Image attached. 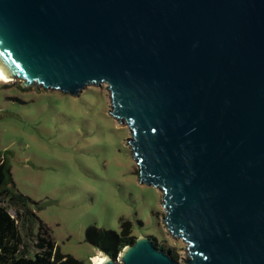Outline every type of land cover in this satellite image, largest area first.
I'll list each match as a JSON object with an SVG mask.
<instances>
[{"label": "water", "instance_id": "1", "mask_svg": "<svg viewBox=\"0 0 264 264\" xmlns=\"http://www.w3.org/2000/svg\"><path fill=\"white\" fill-rule=\"evenodd\" d=\"M0 62L25 88L108 85L185 264H264V0H0ZM104 255L182 264L146 236Z\"/></svg>", "mask_w": 264, "mask_h": 264}, {"label": "rangeland", "instance_id": "2", "mask_svg": "<svg viewBox=\"0 0 264 264\" xmlns=\"http://www.w3.org/2000/svg\"><path fill=\"white\" fill-rule=\"evenodd\" d=\"M13 80L0 82V155L17 189L40 204L35 212L61 253L93 264L103 253L87 230L121 233L125 219L134 237L157 239L185 264L187 244L167 229L163 192L140 181L132 131L114 117L108 85L73 97ZM27 243L34 253V241Z\"/></svg>", "mask_w": 264, "mask_h": 264}, {"label": "trees", "instance_id": "3", "mask_svg": "<svg viewBox=\"0 0 264 264\" xmlns=\"http://www.w3.org/2000/svg\"><path fill=\"white\" fill-rule=\"evenodd\" d=\"M36 207L40 208V204L17 189L8 159L0 155V264H83L73 256L61 253L50 228L35 212ZM11 210L15 215L10 213ZM121 222V233L91 226L87 230V241L98 251L117 259L123 249L137 240L132 235V223L125 219ZM150 238L159 249L178 260L172 250ZM29 240L34 241V253L28 250Z\"/></svg>", "mask_w": 264, "mask_h": 264}, {"label": "bare ground", "instance_id": "4", "mask_svg": "<svg viewBox=\"0 0 264 264\" xmlns=\"http://www.w3.org/2000/svg\"><path fill=\"white\" fill-rule=\"evenodd\" d=\"M14 78L8 73L7 69L0 62V82L11 83L14 82ZM108 257L106 255H100L93 258V264H103L107 261ZM118 260V258H117Z\"/></svg>", "mask_w": 264, "mask_h": 264}]
</instances>
